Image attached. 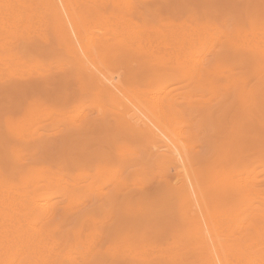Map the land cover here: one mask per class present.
I'll use <instances>...</instances> for the list:
<instances>
[{
    "label": "rangeland",
    "instance_id": "rangeland-1",
    "mask_svg": "<svg viewBox=\"0 0 264 264\" xmlns=\"http://www.w3.org/2000/svg\"><path fill=\"white\" fill-rule=\"evenodd\" d=\"M11 1L0 0V190L38 202L32 217L47 248L43 261L207 264L170 155L158 151L163 143L101 101L42 0ZM105 1L112 9L97 14L94 5ZM78 4L93 42L125 40L133 49L101 55L105 64L128 71L130 88L148 106L176 109L167 118L193 146L191 163L227 254L253 246L251 255L264 256V0ZM10 5L16 14L5 12ZM182 28L194 45L174 43ZM194 55L219 58L212 76L191 72ZM225 73L238 80L221 82ZM238 175L255 177V186H239Z\"/></svg>",
    "mask_w": 264,
    "mask_h": 264
},
{
    "label": "bare ground",
    "instance_id": "bare-ground-1",
    "mask_svg": "<svg viewBox=\"0 0 264 264\" xmlns=\"http://www.w3.org/2000/svg\"><path fill=\"white\" fill-rule=\"evenodd\" d=\"M42 1L44 2L45 7L50 15V19L59 26L60 35L66 42L67 49L73 59V62L76 64L79 70L83 73V75L86 77L89 83H91V86L95 90V92L98 95H100L101 101L105 105L111 106L112 108H114L120 114L122 120L126 122L127 124H129V126L131 125V126L138 127V129L149 130V133L151 134L150 135L151 140L155 142L160 141L163 144H167V141L169 140L173 141L174 143L177 141H181L182 143L180 144L179 150L183 153L184 149L186 148L187 155L184 157V159L185 160L190 159L191 153L193 152V148H192L193 146H190L189 144V137L185 135L184 131L173 122L172 118L170 119L167 118V114H169L170 117L171 116L173 117L175 115L176 109L174 108V106L168 105V103L166 105H162L161 102L160 104H157L156 107L148 106L145 102H143L139 98L137 93L130 88V83L133 84V82L135 81L130 82L133 79V77H130L128 75V71L124 73L122 68H120L123 71V73L122 71L121 73H119L113 70L115 68L112 67L113 68L112 69L105 64L101 55L105 54L106 56H111V55L116 54V52L129 51L132 48L126 47L127 45H124L127 42L125 40H121V42H125V43H117L113 41V42H107L105 44L104 43L96 44L95 42H93L91 37L88 36L86 29H85L84 22L81 19L78 0H42ZM12 2L13 0L11 1V5H12ZM18 3H15L16 5L20 6V8L16 6L17 10L21 9V7L23 9L24 6L21 4L22 2L20 3L18 1ZM11 5L10 7L8 6L6 10L8 9L12 10ZM113 5L114 4L111 3L110 1H105L103 3L99 2L94 5V11L97 14H105V13H108L112 9L111 7ZM16 7L14 6L13 8H16ZM15 10L16 9H14V12L12 11L13 13L12 12L11 13L16 14ZM5 12L10 13L9 10ZM31 13L33 12L31 11ZM17 16H14V17H17ZM26 16H23V17H26ZM21 18H22V15H21ZM33 20H34V16H33ZM130 25L131 27H136L133 24V22L132 23L130 22ZM179 30L181 31H177V30L175 31V33L178 35L173 34V39L175 40L174 43L176 42L178 46L194 45V42H196L195 39H193L194 37L192 36L190 37L191 35L190 34L189 36H186V38L183 39L184 30L183 28ZM118 33H119V30H118ZM194 34L195 32L193 33V35ZM194 56L195 57L193 58L195 61L194 62L195 66L192 68L191 72H193L195 76H200L203 74L206 75L207 78L212 76V72L214 71L215 64L217 63V61H219V58L215 57L210 62L205 63V62H202L200 58L196 57V55ZM162 58L164 57L162 56ZM123 60L125 59L123 58ZM153 64L156 65L155 67L160 66L159 61L154 62ZM169 64H172V63H168L167 65ZM124 67L126 68V66ZM165 67L166 66H164V68ZM164 68H162V70ZM115 70H117V68ZM133 70L131 71L132 73H133ZM224 75L225 76L220 78L221 82H228V81L230 82V81L238 80V76L235 73L234 74L225 73ZM168 77H172V76L169 75ZM156 92L157 91H155V93ZM153 97L155 98V96ZM158 98L160 99L159 96ZM158 101H161V99ZM120 127L121 126H119V128ZM168 154L170 155L171 164H173V169L175 170V177L181 181V186L179 187L180 189L179 191H180V194L186 199L184 207H186V210L191 214L192 218L196 222L197 231H198L196 240L201 245V248L207 260V264H237V263L239 264L240 263L241 264H264L263 255L255 256V255L250 254V252L252 253L253 246L242 247V252L237 253V254H233V253L227 254L226 251L228 250L226 249V245L224 244L223 239L221 238V235L217 232L216 226L218 225V222L216 219L212 217V214H211V210H210L211 205L209 206L208 204L206 188L204 186L203 179L198 177L197 174H196V177L192 176V172L194 170L192 163L188 164L187 170H186L185 166L183 164H180L179 157L175 156L172 153H168ZM239 177L241 180V184H239V186H243V187L255 186V183H256L254 180L255 177L251 178L250 176L248 177L246 176L245 178H243L241 177V175L240 176L238 175V178ZM114 179H116V177ZM189 180H192V182L189 183ZM5 191L0 190V264H48L47 262L43 261V258L44 257L46 258V255H48V253L46 254V251H45L46 247L39 244V237L41 236V233L39 231V226L37 225V222L32 217L35 214L36 210L38 209V202H30L28 198L26 197L24 198L17 194L10 193L9 191H8L9 193ZM259 196H262V195H259ZM49 206L50 205H48V207ZM181 208H183V206H181ZM242 221L243 220H241L240 222L241 227L243 223ZM237 223L239 224L238 228H240L239 221ZM209 233L211 234V239L209 238ZM259 235H260L259 242L263 244L264 243V228H260ZM230 240L232 239H229L228 241ZM213 244H215V246H213ZM255 245H258V244L255 243ZM117 252L119 253V255L121 254L120 253L121 251L120 252L117 251ZM127 252L128 251L123 252V255L124 253H127ZM114 254L117 255L116 253ZM64 262L66 261L64 260ZM162 263L163 262H161V264ZM133 264H139V263L133 262Z\"/></svg>",
    "mask_w": 264,
    "mask_h": 264
},
{
    "label": "snow or ice",
    "instance_id": "snow-or-ice-1",
    "mask_svg": "<svg viewBox=\"0 0 264 264\" xmlns=\"http://www.w3.org/2000/svg\"><path fill=\"white\" fill-rule=\"evenodd\" d=\"M228 137H229V133L227 132V130H225V139L227 140ZM181 143H182L181 141H177L174 143L173 141L169 140V141H167V144L160 145V147L158 148V151L165 152V153H172L175 156L179 157L180 158V161H179L180 164H183L185 166V169L187 170V166H188V164L191 163V161H190V159H188V160L184 159V157L187 155V149L185 148L184 152L182 153L179 150ZM192 176L196 177L195 170H193ZM191 182H192V180H189V183H191ZM209 238L211 239L210 233H209ZM213 246H215V244H213Z\"/></svg>",
    "mask_w": 264,
    "mask_h": 264
}]
</instances>
